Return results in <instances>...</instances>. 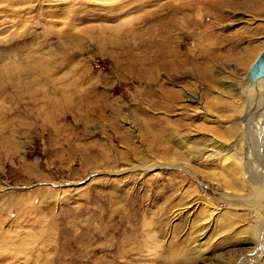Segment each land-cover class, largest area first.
<instances>
[{
	"label": "rangeland",
	"instance_id": "1",
	"mask_svg": "<svg viewBox=\"0 0 264 264\" xmlns=\"http://www.w3.org/2000/svg\"><path fill=\"white\" fill-rule=\"evenodd\" d=\"M263 46L264 0H0V264H264Z\"/></svg>",
	"mask_w": 264,
	"mask_h": 264
},
{
	"label": "water",
	"instance_id": "2",
	"mask_svg": "<svg viewBox=\"0 0 264 264\" xmlns=\"http://www.w3.org/2000/svg\"><path fill=\"white\" fill-rule=\"evenodd\" d=\"M240 86H242L240 94L246 92V89L254 91L253 107L250 112H246L242 119L243 129L254 131L256 130V121L259 120L261 124H264V46L249 65L245 81ZM262 130H264V126H262ZM255 136L257 137L256 134Z\"/></svg>",
	"mask_w": 264,
	"mask_h": 264
},
{
	"label": "bare ground",
	"instance_id": "3",
	"mask_svg": "<svg viewBox=\"0 0 264 264\" xmlns=\"http://www.w3.org/2000/svg\"><path fill=\"white\" fill-rule=\"evenodd\" d=\"M242 85V84H241ZM241 87L242 86H240V88H239V90H238V93L239 92H241L242 90H241ZM163 93L161 94V96H160V102H161V106H160V108H162V109H164V110H168V109H170L171 107H173V105H172V100H170V99H172V95L173 96H177V94H170L169 95V98H164L163 96ZM167 96V95H166ZM241 97V96H240ZM244 99V98H243ZM163 100V101H162ZM165 101V102H164ZM245 103V102H244ZM247 111V110H246ZM262 126H264V124H261L260 123V121L258 120V121H256V130H254V134H256L257 135V137H258V139L259 140H262L263 141V136H262V134L261 133H264V130H262ZM243 128V127H242ZM243 130V129H242ZM246 130V129H245ZM244 131V130H243ZM250 131V130H249ZM242 132V131H241ZM246 133V132H245ZM244 134V133H243ZM255 137V136H254ZM251 138V137H250ZM255 139V138H254ZM258 139H256V141H259ZM251 140V139H250ZM254 142V141H253ZM249 143H250V141H249ZM252 143V142H251ZM255 144V143H254ZM261 144V143H260ZM257 146V145H256ZM260 146V145H259ZM261 146H262V144H261ZM263 147V146H262ZM261 147V148H262ZM248 148V147H247ZM258 148V147H257ZM260 148V149H261ZM259 149V150H260ZM251 150V149H250ZM249 151V150H248ZM253 151V150H252ZM263 151V150H262ZM262 151H261V153H262ZM251 153H253V152H251ZM263 153H264V151H263ZM264 159V158H263ZM262 159V160H263ZM147 167H145L144 168V170L146 169ZM264 194H262V192L259 190V189H257L256 190V192H255V197L257 198V202L258 203H261V201H263L264 200V197H262ZM131 205V204H130ZM134 205H136V203H134L132 206H131V208L129 209V210H131V213H130V217L132 218V219H136V218H133V214H135L136 213V211L135 210H133L134 208ZM116 211V210H115ZM127 216H129L128 214H127V212H125V211H118V212H114L113 213V221H114V219H116L117 217H118V224H120L121 222H123L124 221V219L127 217ZM263 216H264V214H263ZM133 221V220H132ZM103 222V221H102ZM105 222V221H104ZM107 222V221H106ZM104 225V224H103ZM113 225H116V224H113ZM104 226H106L105 227V229H106V232L105 233H101L103 236L105 235V236H109V232L110 233H112V234H118V233H121L122 231H116V230H113V228H112V225L111 224H108V223H106ZM118 226V225H117ZM112 229V230H110V231H108L109 229ZM120 228V227H119ZM90 230L92 231V227L90 228ZM120 230V229H119ZM129 231H130V229H129ZM92 235L94 236V235H98V233L96 232V231H93V233H92ZM95 239V238H94ZM124 248V247H123Z\"/></svg>",
	"mask_w": 264,
	"mask_h": 264
}]
</instances>
